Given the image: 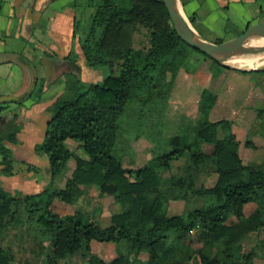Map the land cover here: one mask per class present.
I'll use <instances>...</instances> for the list:
<instances>
[{
  "label": "trees",
  "instance_id": "obj_1",
  "mask_svg": "<svg viewBox=\"0 0 264 264\" xmlns=\"http://www.w3.org/2000/svg\"><path fill=\"white\" fill-rule=\"evenodd\" d=\"M94 6L86 33L82 35L77 26L74 33L80 34L86 66L92 70L107 66L110 71L102 81L89 82L81 77V67L76 64L62 93L47 107L45 138L35 146L47 155L52 176L62 174L75 158L72 140L82 144L90 159L78 158L65 188L18 195L0 186V232L7 218L17 217L23 203L49 234L52 250L43 264H60L78 254L90 264H183L191 257L198 264H255L256 257H264V162H247L240 155L237 137L230 132L233 119H206L185 143L180 136L171 135L168 111L188 55L186 46L191 45L169 23L165 3L130 0L127 5L125 0H98ZM136 24L149 28V39L141 48L130 44ZM204 55L220 67H229ZM43 90L42 86L33 96L39 100ZM217 99L213 90H202L199 106L204 115H209ZM4 103L7 101L0 102V112ZM131 116L152 118L148 129L136 137L145 150L154 153L140 168L125 167L116 154L121 120ZM24 123L17 114L10 119L0 116V155L5 163L13 158L12 144L20 142ZM220 130L226 131L222 138ZM155 134L159 147L169 146V150L156 154ZM207 144L213 145L212 152L206 150ZM246 145L254 143L249 139ZM186 154L188 161L176 173L161 178L159 170L177 167ZM206 176H215V183L209 186ZM93 184L110 188L114 201L125 208L113 215L111 224L103 226L83 211L67 215L53 211L54 200L74 203L83 188ZM197 196L205 197L207 204L184 213H168L172 201ZM250 207L254 208L250 211ZM232 218L236 221L231 222ZM196 229L202 232L204 243L192 249L189 235ZM250 232L261 238L256 247L242 251L241 242ZM94 241H125L127 251L107 261L94 252ZM0 264H18L14 253L1 244Z\"/></svg>",
  "mask_w": 264,
  "mask_h": 264
},
{
  "label": "rangeland",
  "instance_id": "obj_2",
  "mask_svg": "<svg viewBox=\"0 0 264 264\" xmlns=\"http://www.w3.org/2000/svg\"><path fill=\"white\" fill-rule=\"evenodd\" d=\"M94 5L98 0H87ZM130 5V0H125ZM80 9V32L84 35L90 26L93 13ZM173 24V22H169ZM148 27L144 24L133 26L130 44L141 48L149 39ZM188 48V55L182 65L172 98L171 107L168 111V120L171 121V135L180 136L183 143L190 141L196 131L202 126L206 119L220 120L224 118L233 119L230 132L234 133L239 142V153L247 162H264V70L242 71L239 69H257L264 67V52L251 53L237 56L228 61L229 67H220L206 57L198 49L192 46ZM247 60V61H245ZM250 60V61H249ZM239 68V69H238ZM260 69V68H259ZM263 69V68H261ZM110 71L105 66L99 69L85 71L84 77L89 82H100ZM202 72L199 75V72ZM212 73L213 78H209ZM67 80V79H66ZM207 86V87H205ZM204 88L213 90L218 94L216 104L206 116L200 110L201 94ZM38 100L37 97L33 99ZM39 112V113H38ZM27 112V109H16L10 116L17 114L21 120L26 122L33 117L39 119V123L47 119L43 111ZM151 116L138 119L136 116L125 117L121 120L119 139L116 147V154L123 159L127 168H140L149 162L154 153L144 149L142 142L137 140V135L148 129L147 124L151 123ZM25 124V123H24ZM29 124V123H28ZM27 124V125H28ZM26 125V127H27ZM42 126V125H41ZM44 126V125H43ZM38 129L40 125L37 126ZM29 130L30 128L27 127ZM36 127L34 126V129ZM23 133V135L21 134ZM20 142L12 144L13 158L10 163H5L0 155V186L13 194H40L48 189L65 188L69 177L72 176L78 164V158L90 159L84 151L82 144L72 140L70 148L75 153V158L70 161L68 168L58 176H52L49 171V159L43 152L35 148L40 143V132L21 131ZM226 135L225 130L219 131V137ZM157 143L156 154L169 150V146L159 147L160 141L157 134L154 135ZM252 140L254 146H247L246 142ZM130 146L132 148H130ZM213 145L207 144L206 150L213 151ZM186 154L174 167L169 170H159L163 179L176 173L178 167L188 161ZM9 170L11 174H7ZM209 186L215 183V176L205 177ZM203 196H197L190 201H172L167 208L169 214L184 213L189 209L201 208L207 204ZM254 207H250V211ZM52 209L61 215L75 214L83 211L90 215L91 219L103 226L111 224L112 217L116 213L124 211L121 203L114 201L110 188L105 189L98 184L88 185L83 188V194L74 202L66 203L61 200H54ZM236 219L232 218L231 222ZM172 239L174 235L171 233ZM189 242L192 249L203 246L204 239L200 230L196 229L189 235ZM257 243L255 232H250L242 240V251L244 248L252 247ZM0 244L10 249L18 264H43L46 255L52 250L49 234L44 230L38 221L37 215L30 214L25 210L24 204L19 205L17 217L7 218V224L0 232ZM93 250L107 261L114 260L127 251L125 241L99 242L94 241ZM60 264H84L81 255L74 258L62 259ZM264 264L263 261H257ZM183 264H198L194 257L187 258Z\"/></svg>",
  "mask_w": 264,
  "mask_h": 264
},
{
  "label": "crops",
  "instance_id": "obj_3",
  "mask_svg": "<svg viewBox=\"0 0 264 264\" xmlns=\"http://www.w3.org/2000/svg\"><path fill=\"white\" fill-rule=\"evenodd\" d=\"M178 1L195 31L214 42L232 39L264 21V0ZM86 6L95 13L96 7L87 0H0V97L13 95L23 100L4 103L0 116L21 108L28 115L43 111L47 117L42 123L30 117L22 131L40 132L44 139L49 119L46 109L62 93L75 65H80L84 79L85 71H92L85 64L80 34L74 33L76 26L80 29L79 11ZM42 86V97L33 99ZM255 234L257 243L243 251L257 246L261 237ZM258 260L264 262V257H256L255 264Z\"/></svg>",
  "mask_w": 264,
  "mask_h": 264
},
{
  "label": "water",
  "instance_id": "obj_4",
  "mask_svg": "<svg viewBox=\"0 0 264 264\" xmlns=\"http://www.w3.org/2000/svg\"><path fill=\"white\" fill-rule=\"evenodd\" d=\"M178 35L189 45L209 55L222 64H227L232 58L244 54L264 52V42L255 43L258 35L264 34V21L248 27L242 34L221 43L201 37L192 26L190 19L182 11L178 0H163ZM13 95H3L0 102L18 100ZM84 264H90L87 260Z\"/></svg>",
  "mask_w": 264,
  "mask_h": 264
},
{
  "label": "bare ground",
  "instance_id": "obj_5",
  "mask_svg": "<svg viewBox=\"0 0 264 264\" xmlns=\"http://www.w3.org/2000/svg\"><path fill=\"white\" fill-rule=\"evenodd\" d=\"M264 42V34H260L256 37L255 43H263ZM239 57V56H238ZM247 61V60H245ZM250 61V60H249ZM231 62V61H230Z\"/></svg>",
  "mask_w": 264,
  "mask_h": 264
}]
</instances>
